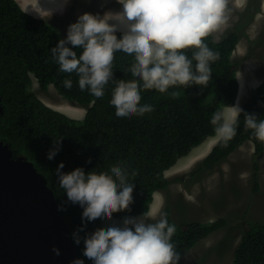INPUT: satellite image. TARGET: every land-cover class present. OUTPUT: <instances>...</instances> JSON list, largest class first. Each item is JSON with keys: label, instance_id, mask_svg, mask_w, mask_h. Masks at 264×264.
<instances>
[{"label": "trees", "instance_id": "16d2710c", "mask_svg": "<svg viewBox=\"0 0 264 264\" xmlns=\"http://www.w3.org/2000/svg\"><path fill=\"white\" fill-rule=\"evenodd\" d=\"M55 25L30 14L17 0H0V98L3 107L0 139L10 145L15 157L31 161L47 178L57 204L66 199L55 176L61 161L64 171L83 167L86 174L91 171L108 173L123 163L129 172V181L136 185L134 202L130 210L113 216L148 213L155 193L170 185L166 171L209 137L217 135L215 129L225 121V108L235 105L240 81L237 79L239 67L232 57L240 35L232 31L222 40L207 38L209 47L219 53V59L211 64L212 79L207 86H174L166 93L144 89L141 103L152 105L153 111L143 116L134 115L129 120H118L115 110L109 107L114 91L111 84L105 86L104 96L97 98L87 90H80L76 73L59 71L51 49L64 36ZM122 35L118 32V39ZM185 51L192 56V49ZM132 65V58L115 54L112 70L117 83H139L128 75ZM34 79L41 90L47 91L54 85L69 102L85 107L84 118H72L46 104L32 90ZM65 79L72 80L71 88L64 86ZM173 92L178 95L172 96ZM216 112L222 114V119L213 125L210 120ZM245 113L264 119V78L243 105L241 114L236 116L235 135L228 140L221 137L200 168L211 169L220 164L247 141L254 145L256 158L264 154V141L258 140L253 130L246 126ZM60 138H63L61 151L53 160L47 159L53 140ZM66 208L60 214L72 236L82 228V213L78 206L70 203ZM166 216L176 225L172 243L181 254L180 264H186L188 252L199 241L227 223L225 218L178 222L169 209ZM104 230L105 225L97 223L87 231L94 234ZM77 250L81 255L83 248ZM231 264H264V222L246 223Z\"/></svg>", "mask_w": 264, "mask_h": 264}, {"label": "clouds", "instance_id": "9594fccd", "mask_svg": "<svg viewBox=\"0 0 264 264\" xmlns=\"http://www.w3.org/2000/svg\"><path fill=\"white\" fill-rule=\"evenodd\" d=\"M117 2L121 5L119 12H85L68 26L66 36L51 49L59 71L76 73L80 90L97 98L104 96L105 86L111 84L114 91L109 107L115 110L118 120L153 111L152 105L141 103L144 89L166 93L174 86H207L212 79L211 64L219 59V53L206 41L209 37L218 39L215 34L226 25L228 0ZM118 32L123 33L119 39ZM186 49L193 50L191 57ZM115 54L133 59L128 75L139 83L116 82L112 70ZM241 78L242 73L237 79ZM63 83L66 88L72 87L71 79ZM231 107L235 114H241L238 105ZM244 118L254 136L264 141V119L247 113ZM221 119L220 112L213 113L210 123L216 125ZM235 125L233 119L220 123L215 130L228 140L235 135ZM62 139L53 140L47 159L53 160L61 151ZM64 167L61 161L55 169L66 196L57 210L66 211L69 203L81 210L82 228L71 236L74 247L83 248L80 264H180L181 254L172 243L176 225L169 222L164 212L159 213L158 219L147 213L126 216L122 225L112 224L104 231L88 233L89 226L105 224L113 214L130 210L136 185L129 181L123 163L102 174H86L83 167L66 172ZM53 252L60 255L58 247L54 246Z\"/></svg>", "mask_w": 264, "mask_h": 264}, {"label": "rangeland", "instance_id": "374dc122", "mask_svg": "<svg viewBox=\"0 0 264 264\" xmlns=\"http://www.w3.org/2000/svg\"><path fill=\"white\" fill-rule=\"evenodd\" d=\"M56 1L24 0L19 4L30 14L43 17L46 9L53 8ZM104 2L109 4L103 5L101 0H70V5L75 4L72 12L69 10L68 15L61 17L50 15L46 20L55 23L59 33L65 37L70 25L67 21L71 22V19L76 18L73 20L75 22L82 13L103 14L109 10H121L119 3ZM226 14V25L215 35L218 36L216 40L224 39L231 30L240 35L232 60L238 64V77L242 73L235 103L242 108L254 88L264 78V0H228ZM258 81L260 83L257 85ZM32 90L46 104L72 118L80 120L86 114L85 107L69 102L54 85L43 91L34 79ZM224 113L225 121L235 120L238 115L232 107L225 108ZM220 137L218 134L209 137L166 171L167 178L171 180L170 185L155 193L147 213L151 218L158 219L160 212L166 213L169 209L173 219L178 222L226 219L224 227L199 241L188 252L186 264H231L246 223L257 220L264 222V154L256 158L252 142H245L225 161L213 168H200L201 162ZM125 217L113 216L104 225L106 228L112 224L122 225Z\"/></svg>", "mask_w": 264, "mask_h": 264}, {"label": "water", "instance_id": "95a60500", "mask_svg": "<svg viewBox=\"0 0 264 264\" xmlns=\"http://www.w3.org/2000/svg\"><path fill=\"white\" fill-rule=\"evenodd\" d=\"M57 205L47 178L0 139V264H80Z\"/></svg>", "mask_w": 264, "mask_h": 264}, {"label": "crops", "instance_id": "0c3cea01", "mask_svg": "<svg viewBox=\"0 0 264 264\" xmlns=\"http://www.w3.org/2000/svg\"><path fill=\"white\" fill-rule=\"evenodd\" d=\"M23 1L24 0H18V2H20V3H22ZM104 1H110V2H112V4H116V3L118 4L117 0H104ZM104 1L101 0L103 5L104 4L105 5L109 4V3L104 2ZM74 5L75 4H73V3L70 5V0H68L67 3H65V0H57L56 1V5L53 8L46 9L45 16L40 17V18L47 19L48 18L47 16H50V15L53 16L54 14L59 15L57 17L65 16V14L68 15L69 14V10H71V9L73 10ZM104 7L106 8V6H104ZM72 10H71V12H72ZM53 17H56V16H53ZM75 19L76 18L71 19V22L68 20L67 23L72 24L73 20H75Z\"/></svg>", "mask_w": 264, "mask_h": 264}, {"label": "bare ground", "instance_id": "6f19581e", "mask_svg": "<svg viewBox=\"0 0 264 264\" xmlns=\"http://www.w3.org/2000/svg\"><path fill=\"white\" fill-rule=\"evenodd\" d=\"M230 24V23H229ZM227 28V27H226ZM231 28V27H230ZM229 29V28H228ZM236 29V28H235ZM230 30V29H229ZM231 32H232V30H231ZM223 34V33H222Z\"/></svg>", "mask_w": 264, "mask_h": 264}]
</instances>
